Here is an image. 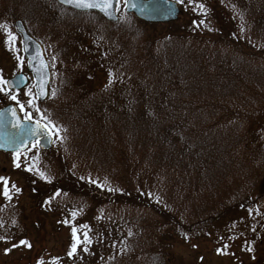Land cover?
Listing matches in <instances>:
<instances>
[{"label": "trees", "instance_id": "1", "mask_svg": "<svg viewBox=\"0 0 264 264\" xmlns=\"http://www.w3.org/2000/svg\"><path fill=\"white\" fill-rule=\"evenodd\" d=\"M17 1L0 0V16L22 19L53 64L50 98L33 105L56 140L19 165V180L0 176V253L18 254L0 264H172L175 246L262 249L264 264V0H190L176 30L123 4L116 24L55 0H26L20 18ZM78 144L117 168L91 158L78 177L65 155ZM64 228L58 253L46 239Z\"/></svg>", "mask_w": 264, "mask_h": 264}, {"label": "rangeland", "instance_id": "2", "mask_svg": "<svg viewBox=\"0 0 264 264\" xmlns=\"http://www.w3.org/2000/svg\"><path fill=\"white\" fill-rule=\"evenodd\" d=\"M190 0H185L183 3L184 10L186 12L185 16H182L180 20H178V25L173 26L172 29H182L187 28L190 24L189 17L194 15V4L189 3ZM26 0H18L17 2L13 3L14 5L11 7L13 12L19 16L20 18L26 17V13L28 12V8L25 6ZM206 4V3H205ZM221 6H224V8H227L226 5L221 4ZM10 8V7H9ZM211 7H208L206 11H209ZM208 15L205 12V9L200 10V15L196 16L197 21L200 23V21L203 22L204 27L208 28L211 24V21H207L206 17ZM205 19V21H203ZM235 19V18H234ZM237 19V17H236ZM8 16H0V80L5 81L7 78H10L12 75L19 72V65L14 60L15 58L18 59L16 56L17 48H13L11 45L13 40H11V37H17L15 33V29ZM22 20V19H21ZM7 21V22H6ZM237 29H235V34L237 36H241L244 40L251 35V21L247 18H241L238 21ZM147 24V23H145ZM148 25H158L161 24H148ZM94 31L93 34L97 38L101 39L102 41H106L107 39L104 38V32L102 30H97V28H93ZM151 29H155L152 28ZM159 29V28H158ZM42 26H39V31H42ZM84 32H87L86 30ZM44 40L46 36L43 35L42 37ZM134 40H137L134 37ZM14 43L17 45V39L14 40ZM66 75V74H65ZM2 91H0V109L4 107L7 104L10 103H17L20 105V103H26V107L29 109L23 112V118L29 119V115L31 116V119H34V114L37 109L33 105L34 94H33V84L32 81L30 85L22 90L21 92L17 94H11L8 95L4 88L1 86ZM12 97H15L13 99ZM62 97V96H61ZM60 97V98H61ZM50 103L49 105H51ZM31 105V106H29ZM50 107V106H49ZM62 119V117H61ZM68 126V124H66ZM69 128V127H68ZM35 147H31L27 153L20 154L17 156L7 155L0 153V176H9L13 181L19 180V177L22 175L21 172L18 170L20 164L25 163L26 159H29L31 155L33 154ZM29 152V153H28ZM65 155L68 156L69 161L67 162V168L71 167L72 171L76 173V175L80 178H84L87 175H91L90 173H93V168L91 164V158L99 160L101 165V171H104L108 173L110 170H115L118 166L116 162L109 163L107 167H104V170L102 168L103 163L105 162V156H103L102 153L96 152L94 150H91L89 148H83L81 145H77L74 150H71L70 148L65 149ZM75 175V174H74ZM97 176H105L104 174H97ZM107 177H110L109 175ZM25 179V178H24ZM264 193V188H263ZM1 196V194H0ZM262 207L264 208V198L261 203ZM49 225V224H48ZM51 230V228H49ZM34 237H36V234L34 233ZM68 235L67 232L64 229L61 230V233L53 236L50 234L49 238H47V244L51 248H56L58 253L61 252L62 246L69 245V241H67ZM186 248V249H185ZM184 249L181 246H175L172 250V264H200L198 261L199 256H202V254L205 256L204 261L202 264H255L257 260L262 259V249H255L251 250V252L241 251L238 248H232L229 250H223L220 253H215L211 250V247H205L200 248L198 250L195 249H187L185 247ZM233 250L234 257H232L231 251ZM197 251V253L195 252ZM263 255V254H262ZM18 256V254H13L11 256H5L4 253H0V259L3 260H12L15 259Z\"/></svg>", "mask_w": 264, "mask_h": 264}, {"label": "water", "instance_id": "3", "mask_svg": "<svg viewBox=\"0 0 264 264\" xmlns=\"http://www.w3.org/2000/svg\"><path fill=\"white\" fill-rule=\"evenodd\" d=\"M56 1L64 7L80 13L96 12L111 23L119 21L116 12L121 0H112L113 6L107 10H101L100 7L78 8L74 7L72 3L62 4L60 0ZM86 2H93V0H86ZM125 11L149 24L173 23L179 19L181 14L179 5L170 0H126ZM16 31L23 36L24 53L28 60V70L34 78L37 99L44 102L49 95L51 70L43 48L29 36L21 21L16 23ZM28 84V77L25 74L16 75L6 82L10 91L20 90ZM25 129H31L32 135H23ZM53 141L54 135L47 125L39 121H23L15 106L8 105L0 110V152H22L34 142L39 150L49 151Z\"/></svg>", "mask_w": 264, "mask_h": 264}, {"label": "snow or ice", "instance_id": "4", "mask_svg": "<svg viewBox=\"0 0 264 264\" xmlns=\"http://www.w3.org/2000/svg\"><path fill=\"white\" fill-rule=\"evenodd\" d=\"M60 3L64 4V3H72L74 7H78V8H97L100 7L101 10H107L109 8H112L113 4H112V0H93V2H86V0H60ZM15 37H11V40H15ZM0 83H3V81H0ZM0 91H2V89H0ZM13 99H15V97H12ZM31 106V105H29ZM24 106L21 105V111H23ZM29 119H31V116L29 115ZM19 126V125H18ZM23 135H32V130L31 129H25ZM19 166V165H17ZM73 236L76 237V232L73 231ZM26 243V242H25ZM79 243V239L77 238V244ZM76 246L74 245L72 248V253L74 254L76 252Z\"/></svg>", "mask_w": 264, "mask_h": 264}, {"label": "flooded vegetation", "instance_id": "5", "mask_svg": "<svg viewBox=\"0 0 264 264\" xmlns=\"http://www.w3.org/2000/svg\"><path fill=\"white\" fill-rule=\"evenodd\" d=\"M15 48H17V51L18 52L13 57L16 56L18 58V59H16V58L14 59L17 62V64H20V62H21V64L19 65V67L21 69V66H23L24 63L26 65V60H25L24 55H23L22 41L21 40H19V42L17 43V45H15Z\"/></svg>", "mask_w": 264, "mask_h": 264}]
</instances>
